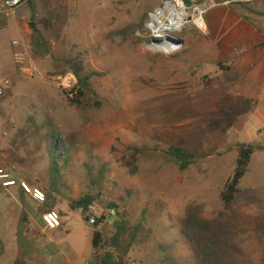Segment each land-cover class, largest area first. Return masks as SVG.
Here are the masks:
<instances>
[{
    "label": "rangeland",
    "instance_id": "rangeland-1",
    "mask_svg": "<svg viewBox=\"0 0 264 264\" xmlns=\"http://www.w3.org/2000/svg\"><path fill=\"white\" fill-rule=\"evenodd\" d=\"M176 1L50 0L39 18L42 32L27 48L38 75L17 70L10 77L12 90L0 97V166H16L21 178L46 192L57 183L59 191L48 200L52 205L70 207L71 200L86 195L98 196L95 203L106 212L111 203L118 205L116 215L98 228L102 244L111 242L115 221L142 223L149 240L133 249L125 264H174L172 258L199 264L182 234L193 202L204 205L205 218L220 217L243 229L225 264H264V149L254 154L233 209L220 198L236 169L235 136L248 114L223 105L213 54L204 38L193 40L203 30L194 21L199 10L216 0L185 4L188 23L170 32L183 42L180 49L155 52L152 21ZM144 14L143 30L122 32ZM72 69L89 77L92 100L84 103L98 105L84 110L71 104L80 88ZM58 75L71 84L55 81ZM261 124L252 111L256 138ZM52 142L59 145L56 152ZM177 143L198 154L185 171L164 157ZM259 143L264 146V139ZM132 148L141 151L138 156ZM70 216L83 219L79 210ZM90 231L94 238L96 228Z\"/></svg>",
    "mask_w": 264,
    "mask_h": 264
},
{
    "label": "crops",
    "instance_id": "crops-1",
    "mask_svg": "<svg viewBox=\"0 0 264 264\" xmlns=\"http://www.w3.org/2000/svg\"><path fill=\"white\" fill-rule=\"evenodd\" d=\"M49 1L28 0L14 13L0 15V83L18 70L14 41L20 40L21 48L27 49L34 44L38 30L42 32L39 18ZM204 19L205 28L198 30L193 40L204 38L213 54L222 90L220 100L223 105L232 104L243 116L248 114L247 119H240L236 142H259L264 139V0L216 2ZM252 111L262 123L257 138L252 131ZM254 159L253 155L248 172ZM0 167H15V175L21 178L16 166ZM24 180L39 186L30 178ZM54 208L62 216V226L51 230L42 219L45 205L37 204L18 185L4 187L0 183V264H95L96 255L114 252L110 248L96 253L91 225L84 216L70 220V213L77 210L64 202ZM238 242L237 236L233 249Z\"/></svg>",
    "mask_w": 264,
    "mask_h": 264
},
{
    "label": "trees",
    "instance_id": "trees-1",
    "mask_svg": "<svg viewBox=\"0 0 264 264\" xmlns=\"http://www.w3.org/2000/svg\"><path fill=\"white\" fill-rule=\"evenodd\" d=\"M225 1L226 0H216L218 3H223ZM184 2L188 6L192 4L190 0H184ZM147 16V14H144L139 23L130 25L122 32L131 29L134 34L138 29L143 30L145 28ZM67 72L68 70H63V73ZM71 72L77 76L80 84L76 98L70 99L71 104L84 110H87V107L98 105V101L93 104H91V102L87 104L84 103L85 99H89V101L92 100L90 97L91 88L89 77H82L78 69H72ZM51 146H53L54 152L58 150L59 145H56V142H52ZM236 147L238 150L236 169L220 191V198L225 208L228 210L233 209L236 197L241 192V182L248 172L251 158L255 152L264 149V146L259 142L238 143ZM132 149L135 151L133 153L135 156H138L141 152L138 148ZM164 157L167 161L175 162L180 170L185 171L196 162L198 154L185 147L183 144L177 143L171 144L164 151ZM136 170L137 169H134V172H136ZM58 191L57 183L52 182L51 189L47 192L48 200ZM97 200L98 196L86 195L78 200H71L70 208L72 210H80L81 208L88 207L89 204ZM47 206L51 209L54 208V205L48 202ZM108 208L110 210L114 208L118 209V205L111 203L108 205ZM203 211L204 205L202 203L193 202L188 205L182 224V234L188 239L190 245L195 250L199 264H225L235 246L236 237L243 233V229L238 224L222 220L220 217L211 219L205 218L203 216ZM104 220H106V217L100 218L94 225L96 228L93 238L94 249L96 253L104 249L107 250V248L114 249V252L106 251L102 255H96L95 264H124L125 257H127L133 249L145 245L149 240L150 230H146L142 223L133 225L129 220L120 219L114 223L117 231L112 236L111 242L109 244H102L103 233L98 231V228ZM171 261H174V264L177 262V260L173 258Z\"/></svg>",
    "mask_w": 264,
    "mask_h": 264
},
{
    "label": "built area",
    "instance_id": "built-area-1",
    "mask_svg": "<svg viewBox=\"0 0 264 264\" xmlns=\"http://www.w3.org/2000/svg\"><path fill=\"white\" fill-rule=\"evenodd\" d=\"M27 2L28 0H0V15H10L21 8L23 5H25ZM214 5H216V2L212 1V3L206 9H198L200 16L204 19L205 13ZM14 46L16 47L14 58L17 64L18 71L22 75L37 76V68L32 62L28 50L25 48H21L20 40H15ZM54 80L63 85L71 84V79L69 77H63L62 75L56 76ZM12 88L13 81L10 78L2 80V82L0 83V97L11 91ZM0 183L4 187L17 185L20 186L26 194L30 195L33 200L41 206L46 205V203L48 202V194L46 190L41 186H33L28 181L16 176L15 167H0ZM80 212L86 218L87 223L91 226H94L102 217H106L108 219L116 215L115 209H111L106 212L95 202L89 204L86 208H81ZM42 219L46 227L51 230L59 229L62 226V216L56 209L45 210L42 214Z\"/></svg>",
    "mask_w": 264,
    "mask_h": 264
},
{
    "label": "bare ground",
    "instance_id": "bare-ground-1",
    "mask_svg": "<svg viewBox=\"0 0 264 264\" xmlns=\"http://www.w3.org/2000/svg\"><path fill=\"white\" fill-rule=\"evenodd\" d=\"M189 18L190 13L184 0H177L175 4L167 3L165 8L158 12L157 20L152 21V30L157 33L154 36L155 43L152 45V49L155 52H163L166 54H172L178 51L180 46L170 32L173 29H183L188 23L187 20ZM194 21L199 28H205L204 19L201 16L196 17ZM167 23L169 26H166Z\"/></svg>",
    "mask_w": 264,
    "mask_h": 264
},
{
    "label": "water",
    "instance_id": "water-1",
    "mask_svg": "<svg viewBox=\"0 0 264 264\" xmlns=\"http://www.w3.org/2000/svg\"><path fill=\"white\" fill-rule=\"evenodd\" d=\"M33 27H35V25L33 24ZM183 42L182 41H180V40H177V44L178 45H181Z\"/></svg>",
    "mask_w": 264,
    "mask_h": 264
}]
</instances>
